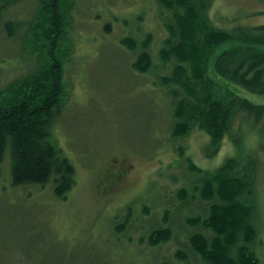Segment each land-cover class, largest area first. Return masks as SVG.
<instances>
[{
    "label": "rangeland",
    "instance_id": "rangeland-1",
    "mask_svg": "<svg viewBox=\"0 0 264 264\" xmlns=\"http://www.w3.org/2000/svg\"><path fill=\"white\" fill-rule=\"evenodd\" d=\"M17 1L0 19L3 90L39 70L38 53L51 52L34 40L32 21L39 4ZM71 3L66 32L54 48L63 69L58 96L62 107L52 133L75 166V184L65 199L56 198L50 184L14 186L10 157L5 154L0 165V264H32V258L27 263L22 256L32 239L38 241L35 248L40 244L59 248L67 256L65 264H73L72 260L74 264H205L187 245L186 235L196 226L185 221L204 215L205 204L198 197L180 202L176 193L188 189L202 174L190 170L187 158L206 171L228 157L240 160L236 169L252 171L254 187L245 202L255 207L250 222L257 237L250 246L256 264H264L262 121L250 125L253 119L244 120V113L237 111L231 121L240 141L224 137L217 148L197 123L173 137V124L180 119L172 111L175 96L161 83L160 75H167L174 63L159 58L173 12L157 0ZM208 15L214 25L227 30L264 24V0H212ZM8 21L21 23L11 28L13 34L4 25ZM143 53L152 61L147 70L135 66ZM170 85L184 94L182 84ZM242 92L254 103H264V97ZM112 158L118 160L115 168L122 159L127 165L117 187L108 190L102 177L117 174L109 168ZM129 205L135 209L130 223L136 226L163 223V212L170 209L173 235L149 246L135 241L141 227L137 236L124 227L118 232L111 228L113 217L122 219ZM181 249L189 256L178 260L175 253Z\"/></svg>",
    "mask_w": 264,
    "mask_h": 264
},
{
    "label": "trees",
    "instance_id": "trees-1",
    "mask_svg": "<svg viewBox=\"0 0 264 264\" xmlns=\"http://www.w3.org/2000/svg\"><path fill=\"white\" fill-rule=\"evenodd\" d=\"M14 1L18 2H0V19ZM35 1L39 6L36 19L32 21L34 40L51 52L38 53L37 72L0 89V165L8 153L14 186L50 184L54 196L65 199L75 184V166L63 154L52 133L62 107L58 96L62 92L63 69L54 48L58 38L66 32L73 5L71 0ZM157 1L173 12L166 24L169 36L159 50L162 61L173 60L174 63L167 75H160L161 83L175 96L172 111L180 119L173 124L172 136L181 135L183 129L197 123L209 133L210 144H216V148L224 137L237 143L240 132L232 129L231 121L237 111L244 113V120L253 119L250 125L262 121L260 128H263L264 103H254L240 94L244 90L264 97V24L222 29L209 18L212 0ZM15 23H4L10 34L14 33L11 28ZM151 65L146 53L139 55L135 63L145 70ZM210 74L213 77H209ZM171 83L182 84L184 94ZM239 161L237 157H228L215 169L203 171L187 158L190 170L202 174L188 189L181 188L176 195L180 202L198 197L205 204L204 215L185 220L196 226L186 235L187 245L194 252L193 256L198 255L205 264H256L250 246L257 237V229L250 222L255 207L245 202L251 197L254 177L251 170L235 168ZM133 212L135 209L129 205L122 219L113 217L111 228L115 227L118 232L124 227L135 236L143 228L135 241L149 246L173 235L168 220L170 209L164 210L163 223L158 225L152 221L139 226L130 223ZM35 242L38 241L30 240L25 261L32 258V264L67 262L66 254L59 248L45 244L35 248ZM188 256L183 249L175 253L178 260Z\"/></svg>",
    "mask_w": 264,
    "mask_h": 264
},
{
    "label": "flooded vegetation",
    "instance_id": "flooded-vegetation-1",
    "mask_svg": "<svg viewBox=\"0 0 264 264\" xmlns=\"http://www.w3.org/2000/svg\"><path fill=\"white\" fill-rule=\"evenodd\" d=\"M118 160L116 158H112L110 159V165H109V168L110 169H113L114 168V171H116V175L113 176L112 174H108L109 177H106V175L104 176L105 178H103L104 182V186H105V189H108V190H112L114 189L115 187H117V184L123 179L122 176L124 174V171H125V168H126V165L127 163L125 162V159H122L120 164H118L115 168L114 164L117 162ZM112 233V232H111ZM117 241L119 242H122L120 239H117L115 238ZM22 256L23 258L25 259L26 257V252L25 250L22 251ZM28 263V261H26Z\"/></svg>",
    "mask_w": 264,
    "mask_h": 264
}]
</instances>
